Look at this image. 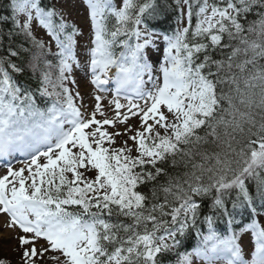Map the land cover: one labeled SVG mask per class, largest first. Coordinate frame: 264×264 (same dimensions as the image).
<instances>
[{
    "label": "trees",
    "instance_id": "1",
    "mask_svg": "<svg viewBox=\"0 0 264 264\" xmlns=\"http://www.w3.org/2000/svg\"><path fill=\"white\" fill-rule=\"evenodd\" d=\"M225 1L233 6L231 17L206 32L193 27L185 37L189 62L203 82L197 91L205 92L206 108L200 110L192 102L188 117L180 125H156L140 133L135 145L109 147L113 138L105 137L103 152L110 159L108 167L122 176L127 174L129 182L108 191L104 198L95 200L93 196L89 201L83 197L79 203L68 205L73 212L86 202L89 210L106 219L108 226L99 236V255L104 262L118 252L122 260L117 264H159L171 259L167 245L154 241L173 228V212L192 197L197 200L194 215H204L217 194L216 183L223 180L225 184L233 181L219 195L224 208L228 202L238 205L243 201L248 205L238 206L245 211L249 205L253 209L264 207V166L237 178L264 140V0ZM155 2L140 3L133 17L143 18L157 30H169L174 25V5L172 9L162 5L156 11ZM10 9L12 0H0V71L33 81L28 59L34 52L45 57L46 50ZM126 34L127 30H115L113 41ZM73 163L71 159L66 167L53 171L36 193L54 204L66 203L75 188L68 182L69 176H76L69 168ZM221 210L214 205V212ZM181 216L187 218L185 213ZM199 225L192 221L185 235ZM0 264L6 262L0 260Z\"/></svg>",
    "mask_w": 264,
    "mask_h": 264
},
{
    "label": "rangeland",
    "instance_id": "2",
    "mask_svg": "<svg viewBox=\"0 0 264 264\" xmlns=\"http://www.w3.org/2000/svg\"><path fill=\"white\" fill-rule=\"evenodd\" d=\"M60 2L58 4L60 9H64L62 11V14H67L68 16L72 17V19H75L78 21L79 25L82 28V32L79 34V38L82 39V42L79 43L78 48V54L84 55L88 54L91 50V47H89V44L91 42V35L94 30L98 28V26L95 25H87V22L92 21L93 19H97L98 17V11L96 10V6H90L88 7V11L82 12L80 5L81 0H57ZM78 5H77V4ZM74 15V16H73ZM96 20H94L95 22ZM32 27V33L40 40L44 41V34L42 30L37 25L36 21L31 24ZM144 38H148L146 32L140 33V39L144 40ZM154 39H148L149 42H141V47H147L148 45L154 44ZM46 43V42H45ZM47 44V43H46ZM157 46H151V48L144 52V63L142 65H139L136 63V66L141 72V75L146 78V81L148 82L147 85L144 86L143 90V99L141 100H129V99H122L118 97H112L111 95L109 98L104 94L99 95L97 93H93L91 89V81L102 78L103 77V70L104 66L95 67V73L90 76V80L88 84H82L79 83L77 86V89L72 91V88L70 86H65L63 83L58 82V74L55 71V68L47 66V77L48 82H51V89L50 93L58 95V96H66L68 101H71L77 105L79 110L81 111L83 115V119L80 121L78 126L76 128H72L71 130H83L78 135L73 136V131H66V135L62 138L64 141L61 143L62 146L56 147L53 151L55 153L52 154V158L44 157L41 161L40 158H34L31 161H27L24 163V159L15 160L13 163L15 167H11V169L6 170L5 167L0 168V196H7L9 198V201L13 203V210L17 213H20V215H24L26 217H32L33 215H37L41 212L40 206L27 199L24 198V194L26 193V188L29 187L32 184L31 176L33 173H42V171L49 172L52 169V166L55 164L56 169L55 172H58L62 166V162H64L65 159H67L69 146L72 144L76 148H81V141L86 142V139L89 135V129L94 128L98 123L97 119H102L101 125H106L111 128L112 131L118 133L120 136L119 139L121 142L130 143L133 140V137L138 134L139 131L149 129L153 127L156 123L162 121L163 119H171L173 118L171 114H168L170 111H172L173 104L178 102H175L176 100V94L181 88H182V78L181 77H175V88L174 92H170L171 88V82L173 78H171L170 81L167 82L166 80V73L174 76L175 71L174 67L171 65L172 58V47L169 45V43H166V46H161L160 43H157ZM44 46V44H43ZM163 53L166 54L167 58L171 61L169 62V67L162 73L160 71L162 70V67L166 65V59L162 55ZM41 62L40 54L37 52H34L31 54L28 68L30 67L32 70L37 71V65ZM82 63L84 65H87V63L82 60ZM55 66V65H54ZM111 72V69L108 71ZM107 72V73H108ZM147 72L154 73L153 77H149L147 75ZM82 73L84 74V68L82 66ZM155 75L157 78H155ZM83 82H86L85 77L82 80ZM98 82V81H97ZM87 83V82H86ZM173 83V82H172ZM162 92V94H161ZM202 96H199V99ZM204 104V103H203ZM200 105H202V101L200 102ZM93 110V111H92ZM95 110V111H94ZM92 111V112H91ZM94 116L92 120L85 121V119L89 116V114ZM168 114V115H166ZM85 121V123H84ZM83 123V124H82ZM82 124V125H81ZM81 125V126H80ZM96 130L93 129V133ZM44 137V135L40 132H37L35 134L34 139L32 138L29 141L30 147L36 146V144H39V140ZM3 138H0V143ZM35 140V141H34ZM263 141V142H262ZM261 143L256 144L259 145L258 150L256 152H252L250 156V163L245 164L242 172L240 175L237 176L241 177L245 174L250 175L252 171H260L261 167L258 163L263 157H264V140L260 141ZM114 144H110V146H113ZM119 145V143H118ZM14 146L15 150L19 151L20 145L17 141V139H14ZM221 150H223L221 148ZM37 152L36 154H38ZM46 153V152H45ZM250 154V152H247ZM26 153V149H24V155ZM247 154V155H248ZM10 157V156H8ZM88 159L90 160V163L92 166L98 171L99 167L102 163V160L98 158L95 154H89ZM263 160V159H262ZM258 163V164H257ZM262 163V162H261ZM262 165V164H261ZM93 173H96L93 170ZM33 174V175H34ZM62 174V173H61ZM113 180L110 179L108 187H105L106 191H110L111 188H113V181L115 180V175L112 173ZM88 178L85 175H74V177L69 176V183L72 185H75V189L72 191V196L76 197L75 195H79V200H82L83 197L87 198L91 192H89L85 187H82L84 181ZM102 178V177H101ZM100 178V181H101ZM120 180L122 182H129L128 175H123L122 177L119 176ZM128 179V180H127ZM132 181V180H131ZM223 181L216 183L218 186L217 194L215 198H213L212 202L214 205L217 201L221 200L219 204H223L224 201L219 197V195L222 196L223 191L225 188L228 187L233 181L227 182L226 184L223 183ZM235 182V181H234ZM213 183V182H212ZM222 183V184H220ZM220 185V186H219ZM23 195V196H22ZM90 195H93L91 193ZM71 202H75L76 200L70 198ZM217 200V201H216ZM244 202V201H243ZM243 202H239V204H242ZM213 205L210 204L209 207H212ZM186 207H181L173 212V216L177 217L179 214L185 213ZM46 223L51 224L50 220H46ZM85 237V233L75 231L71 234L70 237L67 238L68 244L70 249H73L76 245V243L80 240H82ZM25 238L24 234H21L20 230L13 226L7 219L4 213L0 210V260L9 259L12 264L15 262L18 263L20 261L19 255H20V249L19 244L17 241L23 240ZM58 236L54 238V240H57ZM66 261H70V264H74L69 258L63 259V264H66ZM46 264H61V261L58 259H46Z\"/></svg>",
    "mask_w": 264,
    "mask_h": 264
},
{
    "label": "bare ground",
    "instance_id": "3",
    "mask_svg": "<svg viewBox=\"0 0 264 264\" xmlns=\"http://www.w3.org/2000/svg\"><path fill=\"white\" fill-rule=\"evenodd\" d=\"M13 1H14V0H12V2H13ZM16 1H21V0H16ZM162 5L165 6L166 9H172V6H171V0H157V2L153 3V9H157L156 11H158V10L161 9V6H162ZM11 10H12V9H10V11H11ZM29 59H30V57H29ZM29 59H28V63H29ZM1 63H3V60H2V59H0V64H1ZM37 67H38V65H37ZM33 72H34V70L31 69V75H32L33 77H35L34 74H33ZM22 80H23L24 82H28V83L31 84V85H34V84H36V82H37L36 77H35V79H34L33 81H31L30 79H29V80H24V79H22ZM208 227H209V226H208ZM202 228H203V225L200 224V225L196 228V232H199L200 230H202ZM192 235H193V233L190 234V235L186 234L185 237H183L182 235L179 236L178 240H179L181 243H180V245H178V248H177V249H180V250H181L182 247L188 246V245L190 244V239H189V237H191ZM189 249H193V247H191V248H189ZM190 252H192V251H190ZM187 253H189V252H187ZM197 254H198V253H197Z\"/></svg>",
    "mask_w": 264,
    "mask_h": 264
}]
</instances>
